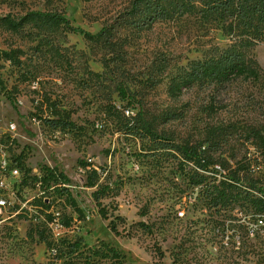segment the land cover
I'll list each match as a JSON object with an SVG mask.
<instances>
[{
    "label": "rangeland",
    "instance_id": "1",
    "mask_svg": "<svg viewBox=\"0 0 264 264\" xmlns=\"http://www.w3.org/2000/svg\"><path fill=\"white\" fill-rule=\"evenodd\" d=\"M31 11L111 31L13 24ZM231 46L258 79L169 92ZM0 78V182L26 201L0 210V264H264V25L213 0H0ZM185 143L209 170L185 160ZM47 168L59 189L40 188Z\"/></svg>",
    "mask_w": 264,
    "mask_h": 264
},
{
    "label": "trees",
    "instance_id": "2",
    "mask_svg": "<svg viewBox=\"0 0 264 264\" xmlns=\"http://www.w3.org/2000/svg\"><path fill=\"white\" fill-rule=\"evenodd\" d=\"M213 8L220 11L223 16L236 17L241 19V21L256 20L260 24L264 25V0H213ZM32 16L46 18L54 23L65 24L74 32L82 34L88 39L103 36L104 33L111 31V29L107 26L103 27L99 32L93 34L82 27L73 26L63 13L48 11H31L19 21L13 22V24L18 25ZM19 52L20 51L18 49H13L3 54L6 59L18 62ZM185 75L188 79H183L180 83H174L170 86L169 92L172 95H176L184 85L190 82V79L223 80L237 77L258 79L261 76V70L259 69L257 62L252 57L247 56L244 51L231 46L223 50L217 48L211 52L208 58L192 62ZM2 84L3 82L0 78V86H2ZM120 90L121 92L123 91L122 89ZM214 110L215 109L213 107H210V112H213ZM48 122L53 124L54 127L72 126V123L63 119H49ZM144 130L147 134L153 136V138H163L159 135H155L147 127H144ZM179 149L185 160L192 162L198 169L209 170V167L214 164L211 159L203 157L198 149L189 143L180 144ZM62 181H64L62 172H58L55 168H47L44 175L39 179V185L40 188L44 190H48L52 186H54L55 189H59L58 185L63 183ZM259 190L263 191L260 187ZM221 195L222 199H226L227 193L224 190L221 191ZM39 203L43 204V207L47 209L50 208V205L46 203L45 200L42 201V199H39ZM51 252L55 253L56 249L53 247Z\"/></svg>",
    "mask_w": 264,
    "mask_h": 264
},
{
    "label": "built area",
    "instance_id": "3",
    "mask_svg": "<svg viewBox=\"0 0 264 264\" xmlns=\"http://www.w3.org/2000/svg\"><path fill=\"white\" fill-rule=\"evenodd\" d=\"M5 168H6V164L4 166H2L3 170H5ZM13 172H14V174L19 175L18 169H14ZM0 190L2 191V193L0 192V210L4 207L10 206V205L13 206L14 208L19 207V208L23 209L24 206L26 205V201L24 202L25 199L20 200V199H18V198L16 199L14 197V195L16 196V193L17 194L20 193L19 189L17 190V192H15L14 187H8L4 181H1L0 182Z\"/></svg>",
    "mask_w": 264,
    "mask_h": 264
}]
</instances>
